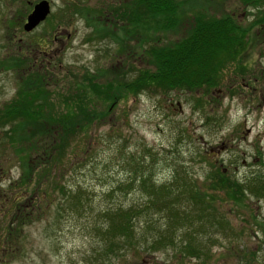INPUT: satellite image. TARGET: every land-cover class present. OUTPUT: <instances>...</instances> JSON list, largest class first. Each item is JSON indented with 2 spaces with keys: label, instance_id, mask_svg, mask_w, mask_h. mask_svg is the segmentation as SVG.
Returning <instances> with one entry per match:
<instances>
[{
  "label": "rangeland",
  "instance_id": "obj_1",
  "mask_svg": "<svg viewBox=\"0 0 264 264\" xmlns=\"http://www.w3.org/2000/svg\"><path fill=\"white\" fill-rule=\"evenodd\" d=\"M39 1L0 0V110L22 95L29 75L40 78L58 114L65 111L62 95L67 91L76 93L75 82L83 78L86 69L94 75L113 71L119 76L125 70L134 76L137 70L145 69V59H140L138 48L132 69L123 63L125 59L119 56L111 38L105 33L92 36L88 27L89 20L106 22L107 6L123 0H47L49 16L25 34L26 16ZM192 1L207 14L230 16L243 29L264 11L259 0L248 7L240 0H182L185 16L175 31L159 35L160 40L181 38L191 20V10L186 8ZM252 30L248 49L239 57H231L220 76L221 86L218 84L209 95L203 90L165 94L145 90L137 97L129 96L127 102L70 141L65 159L54 166L52 179L58 181V186L65 185L79 193L83 204L79 212L67 209L54 219L55 200L61 196L58 187L45 204L35 206L45 188L36 180L39 160L24 159L26 154L21 159L16 156V148L24 145L27 149L17 137L14 138L21 144L12 143L10 134L5 136L16 122L0 126V231L7 226L11 214L34 217L22 225L18 234L19 253L6 255L0 264H107L98 256L101 243L91 231L102 220L100 212L135 207L155 213L147 202L156 198L152 191L162 187L179 193L180 209L187 206L188 219L172 223L168 240L175 247L153 251L141 242L138 251L108 264H264L260 247L264 237L259 229L264 223V199L256 200L246 191L243 205L235 207L222 193L216 195L215 187L206 180L212 167L243 186L250 185L258 173L264 175V26ZM35 52L40 53L42 63L29 66L28 60ZM24 56L28 65H13L14 59L19 64ZM199 99L209 104L199 109ZM38 121L42 122L26 126L33 134L46 129L44 120ZM42 146L38 138L35 147ZM141 180L146 181L140 184ZM194 180L203 192L212 194L214 200L217 197L214 205L221 216V226L216 223L218 213H208L206 227L203 231L198 228V208L182 197L186 196L184 186ZM163 212L153 218L160 226L168 221V214ZM180 216L183 218V214ZM172 225H167L169 231ZM151 228L165 233L164 227ZM135 231L139 239H152L144 219L136 223ZM187 243L198 249V255L209 257L203 261L184 251L179 253L182 244Z\"/></svg>",
  "mask_w": 264,
  "mask_h": 264
},
{
  "label": "trees",
  "instance_id": "obj_2",
  "mask_svg": "<svg viewBox=\"0 0 264 264\" xmlns=\"http://www.w3.org/2000/svg\"><path fill=\"white\" fill-rule=\"evenodd\" d=\"M240 1L243 4L248 2ZM259 1H262L260 5L264 7V0ZM181 6L182 0H123L107 6L104 12L107 17L106 22L101 19L89 20L88 27L92 30V36L105 33L106 37L111 38L118 47L117 53L125 59L123 63L131 66L132 69H134L132 61L138 48V55L140 59H145L146 67L137 70L134 76L130 72L126 73L124 68L125 71L120 76L113 71L110 74L106 72L102 75L97 72L94 75L93 71L86 69L83 78L75 82L76 93L67 91L62 95L61 103L65 111L57 114L54 113L55 103H50L48 100L51 93L43 89L39 77L32 75L25 80V90L22 95L17 100L5 104L0 110V126L16 122L12 131H5V136L10 134L12 143L21 144L14 138L17 137L23 141L22 144L27 145V149L24 145L16 148V156L21 159L26 154L24 159L39 160L36 180L45 188L35 206L39 207L42 202L45 204L54 188L58 187L60 190L61 196L54 204V219L67 209L75 208L76 212L83 209V204L79 201V193L68 190L65 185L58 186V181L52 179L54 166L63 162L69 143L74 137L83 134V129L86 130L93 122L110 114L119 104L127 102L129 96L137 97L138 93L142 94L145 90L152 89L155 94L203 90L209 95L210 91L219 86L218 84L221 86L220 76H223V72L228 68L227 62L231 61V57H239L248 49L252 29L258 25L264 26V11L255 17L249 28L243 29L230 16L207 14L192 1L186 8L191 10V20L181 38L169 42L160 40L159 35L163 36L175 31L179 26L181 17L185 16ZM107 52L108 49L105 50L106 55ZM25 64L22 59L19 64L15 59L13 61L16 67ZM206 104L209 103L201 99L197 101L199 109ZM39 115L42 117H38ZM38 119L44 120L46 129L33 134L26 126L29 122L34 124L42 122ZM38 138L39 143L43 144L41 148L35 147ZM39 149L40 153H38ZM212 169L206 180L215 187L216 195L222 193L235 207L243 205L246 191L256 200L264 199L263 174L258 173L250 185L243 186L238 184L236 179L226 177L221 169L214 167ZM145 181L141 180L140 184H144ZM183 189L186 196L182 194V197L188 198L198 208V228L203 231L206 227L205 215L209 213L215 216L218 213L214 205L217 197L214 200L212 194L203 192L195 180L190 181ZM152 195L156 198L147 204L154 208L155 213L147 208L141 210L135 207L109 208L100 212L102 220L91 230L101 243L98 251L100 260L107 264L112 260L118 262L126 253L138 251L141 242L149 245L147 250L153 251L175 247L173 241L168 240L173 231L172 223L179 219H188L187 206L180 209L182 205L179 201V193L168 192L163 187L153 190ZM37 211L38 209L34 212ZM163 211L168 214V224L160 226L153 218L156 213H164ZM41 214L42 217L45 215L44 210ZM218 215H216L218 217L216 223L221 226L222 219L219 213ZM33 218L32 214H25L22 218L14 214L10 215L7 226L0 231V260H5L6 255L15 256L19 253L21 247L16 239L22 231V225ZM140 219H144L147 235L152 236L151 240L147 239V236L146 239H139L136 234V223ZM167 225H172L170 231ZM194 225L193 223V227ZM152 226L164 227L165 233L159 231V228H151ZM177 226L174 227L175 230ZM259 229L264 237V223L259 225ZM260 247L264 251V240ZM183 251L203 261L209 257L201 252L199 253L202 255H198V249L190 248L188 243L182 244L179 248V253Z\"/></svg>",
  "mask_w": 264,
  "mask_h": 264
},
{
  "label": "water",
  "instance_id": "obj_3",
  "mask_svg": "<svg viewBox=\"0 0 264 264\" xmlns=\"http://www.w3.org/2000/svg\"><path fill=\"white\" fill-rule=\"evenodd\" d=\"M50 12V3L47 0H41L36 3L26 17V21L23 24V31L26 33L33 31L38 25L45 21Z\"/></svg>",
  "mask_w": 264,
  "mask_h": 264
},
{
  "label": "flooded vegetation",
  "instance_id": "obj_4",
  "mask_svg": "<svg viewBox=\"0 0 264 264\" xmlns=\"http://www.w3.org/2000/svg\"><path fill=\"white\" fill-rule=\"evenodd\" d=\"M248 2L244 4V6L248 7V6H251L249 4H255V1L256 0H247ZM27 17V16H26ZM26 21V20H25ZM25 23V22H24ZM37 28V27H36ZM34 31V30H33ZM25 33V32H24ZM31 33V32H30ZM30 33H25V34H30ZM40 53H37L35 52L34 54V57L31 59V60H28L29 61V66L32 65V66H36V65H40L42 63V57H40L39 55ZM22 59V58H21ZM23 62L27 63L26 61V56H24V58L22 59ZM33 61V62H32ZM30 76V75H29Z\"/></svg>",
  "mask_w": 264,
  "mask_h": 264
}]
</instances>
